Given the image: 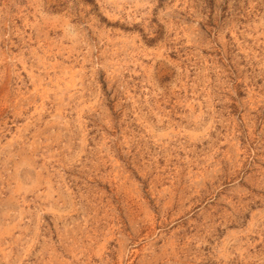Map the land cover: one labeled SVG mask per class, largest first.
I'll return each mask as SVG.
<instances>
[{
  "label": "rangeland",
  "instance_id": "rangeland-1",
  "mask_svg": "<svg viewBox=\"0 0 264 264\" xmlns=\"http://www.w3.org/2000/svg\"><path fill=\"white\" fill-rule=\"evenodd\" d=\"M0 264H264V0H0Z\"/></svg>",
  "mask_w": 264,
  "mask_h": 264
}]
</instances>
